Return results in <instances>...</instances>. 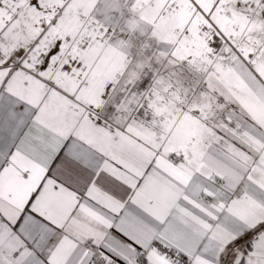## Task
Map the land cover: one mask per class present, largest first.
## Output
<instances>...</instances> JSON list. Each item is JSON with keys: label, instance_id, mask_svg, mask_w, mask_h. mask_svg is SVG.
Masks as SVG:
<instances>
[{"label": "snow or ice", "instance_id": "snow-or-ice-1", "mask_svg": "<svg viewBox=\"0 0 264 264\" xmlns=\"http://www.w3.org/2000/svg\"><path fill=\"white\" fill-rule=\"evenodd\" d=\"M0 264H264V0H0Z\"/></svg>", "mask_w": 264, "mask_h": 264}]
</instances>
